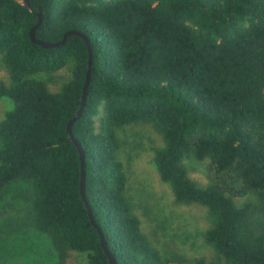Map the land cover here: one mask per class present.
I'll return each mask as SVG.
<instances>
[{"label": "trees", "instance_id": "1", "mask_svg": "<svg viewBox=\"0 0 264 264\" xmlns=\"http://www.w3.org/2000/svg\"><path fill=\"white\" fill-rule=\"evenodd\" d=\"M27 1L0 0V97L12 101L0 120V195L20 187L55 264H74L73 253L110 264L93 222L117 264H264V0ZM38 12L37 38L78 30L89 46L75 33L34 43ZM138 123L161 136L153 162L174 201L206 207L213 257L163 253L142 231L118 136ZM186 157L207 161V183Z\"/></svg>", "mask_w": 264, "mask_h": 264}, {"label": "rangeland", "instance_id": "2", "mask_svg": "<svg viewBox=\"0 0 264 264\" xmlns=\"http://www.w3.org/2000/svg\"><path fill=\"white\" fill-rule=\"evenodd\" d=\"M66 78V71L61 69L49 83L50 88L56 90ZM0 80H8L1 58ZM11 107L10 99L0 97V120ZM118 136L119 157L127 175L126 194L142 231L163 253L213 257V249L203 238L209 225L206 207L175 202L170 186L158 174L153 149L162 144L161 136L143 123L120 128ZM185 163L191 178L200 184L207 183L206 160L186 157ZM20 190L12 185L0 195V264H55L50 241L32 227ZM244 199L252 197L239 200ZM8 204H14L15 208L9 209ZM71 262L88 264L85 253H73Z\"/></svg>", "mask_w": 264, "mask_h": 264}, {"label": "water", "instance_id": "3", "mask_svg": "<svg viewBox=\"0 0 264 264\" xmlns=\"http://www.w3.org/2000/svg\"><path fill=\"white\" fill-rule=\"evenodd\" d=\"M22 3L28 8L30 9V6L28 4V1L27 0H21ZM38 15V19H37V22L35 23V25H33L30 30H29V36L31 38V40L34 42V43H37L41 46H44V47H48V46H54V45H57L59 43H61L67 34H70V33H75L77 35H80L87 43V45L89 46V39L88 37L86 36L85 33H83L82 31H78V30H68L64 33L63 37H62V40L58 41V42H49V41H46V40H42V39H39L35 36V29L37 28V26L39 25V23L41 22V14L38 12L37 13ZM90 63H91V54H90V50H89V57H88V69L86 71V77H85V83L83 85V90H82V95H81V102H80V106L77 110V115H79L83 109V106H84V103H85V98H86V88H87V84H88V80H89V75H90ZM75 120V117H73L71 120H69L68 124H67V131L70 133V136H71V139L72 141L75 143V145L77 146L78 150H79V153H80V160H81V175H80V192H81V195L83 197V200L88 208V212H89V215L91 217V210H90V206L89 204L87 203L86 201V198H85V192H84V176H85V170H84V156H83V151H82V148H81V145L79 143V141L73 136L71 135V124L72 122ZM94 226L97 228L99 234H100V241H101V244L106 252V255L109 259V263L110 264H117L116 263V260L113 256V254L109 251L108 249V246L106 244V242L104 241L103 237H102V234H101V231L99 229V227L93 222Z\"/></svg>", "mask_w": 264, "mask_h": 264}]
</instances>
